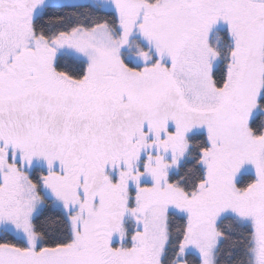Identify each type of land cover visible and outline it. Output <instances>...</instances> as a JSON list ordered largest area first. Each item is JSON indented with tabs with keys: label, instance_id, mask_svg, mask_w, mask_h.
<instances>
[{
	"label": "snow or ice",
	"instance_id": "1",
	"mask_svg": "<svg viewBox=\"0 0 264 264\" xmlns=\"http://www.w3.org/2000/svg\"><path fill=\"white\" fill-rule=\"evenodd\" d=\"M0 264H264V0H0Z\"/></svg>",
	"mask_w": 264,
	"mask_h": 264
}]
</instances>
